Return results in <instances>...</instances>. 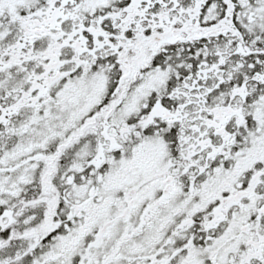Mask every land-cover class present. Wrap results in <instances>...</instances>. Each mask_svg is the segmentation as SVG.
Masks as SVG:
<instances>
[{
  "label": "snow or ice",
  "instance_id": "snow-or-ice-1",
  "mask_svg": "<svg viewBox=\"0 0 264 264\" xmlns=\"http://www.w3.org/2000/svg\"><path fill=\"white\" fill-rule=\"evenodd\" d=\"M0 264H264V0H0Z\"/></svg>",
  "mask_w": 264,
  "mask_h": 264
}]
</instances>
